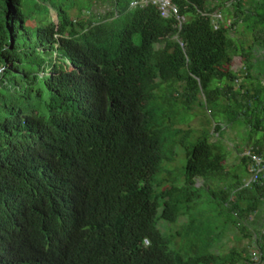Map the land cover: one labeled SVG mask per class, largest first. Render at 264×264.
I'll use <instances>...</instances> for the list:
<instances>
[{"label": "trees", "instance_id": "16d2710c", "mask_svg": "<svg viewBox=\"0 0 264 264\" xmlns=\"http://www.w3.org/2000/svg\"><path fill=\"white\" fill-rule=\"evenodd\" d=\"M132 1L83 0L78 20L53 3L58 21L33 29L20 0H0V264H264V172L246 187L221 134L244 118L264 154V86H236L232 69L246 3L172 0L179 26ZM253 2L264 28V0ZM196 106L211 119L183 127ZM168 136L185 147L184 174H161ZM225 214V228L255 231L259 261L214 250ZM181 216L163 234L159 220Z\"/></svg>", "mask_w": 264, "mask_h": 264}, {"label": "rangeland", "instance_id": "374dc122", "mask_svg": "<svg viewBox=\"0 0 264 264\" xmlns=\"http://www.w3.org/2000/svg\"><path fill=\"white\" fill-rule=\"evenodd\" d=\"M52 0H20L19 8L21 11L25 14L26 17V24L33 29H36L38 24L41 22H47L48 20H53L54 22L58 21V12L54 9V7L51 5L53 3H56L58 6H62L65 9L69 11V14L75 19L78 20V18L81 17H87L82 15L81 9L83 5V0H54V2H51ZM225 3V1L228 0H214L215 5L221 4L220 2ZM251 0H244V3H246L247 7L243 8V10L246 12L240 11V17H243L244 14L249 15L248 18L244 19V22L241 23V28L238 30L241 33H237V39L236 42L239 40V38L244 37L242 33L245 32L247 33V40L251 41L253 37L251 34H256L258 35V32L263 30V26L259 25L255 26L257 17L255 16L256 10L255 3L253 2V5L250 3ZM85 3L84 5H86ZM99 5H94L92 3H89V6L92 7V9L97 13L99 11H104L105 6L101 5V2H97ZM220 6V5H219ZM220 8V7H218ZM250 8V9H248ZM218 12V11H217ZM235 12L236 8L231 7V18L233 19L232 21L235 20ZM248 12V13H247ZM253 14V15H251ZM245 16V15H244ZM262 24V23H260ZM255 26V27H254ZM254 27V28H253ZM254 30V31H253ZM234 30L231 31V35H233ZM139 35L135 36V41L139 42ZM246 40V42H247ZM255 41V39H254ZM239 44V42H238ZM247 44H250V42H247ZM54 60L58 62V64L66 69H70L69 64L67 61L64 59V57L58 53L54 54ZM244 72L245 69H241L239 73H237L238 76H242L239 80L238 85H241L242 79L244 77ZM193 114L187 113L188 118H191L189 123L182 124L183 127H188V126H193L195 128H199L202 123H206V118L209 117L211 119L209 112L206 111L204 107L196 106L193 110ZM213 121V120H212ZM245 119L243 118L241 122H236L234 125L228 124L225 126L224 129L221 130L222 134V140L226 144V147L228 149V156L226 160V165L228 166L231 171H238L239 174L242 177H246L249 175V173L246 172L244 167H238V170L236 169L237 166H240L241 163V155L240 153L245 150L251 149V145L247 146V143H244L246 145L243 146V141L245 142V139L250 141V136L251 134H255L251 130L245 131ZM179 125V127H182ZM208 127L210 126L207 125ZM213 127V126H212ZM259 133V132H258ZM193 136L191 138V141H194ZM256 139L258 138L257 136L255 137ZM212 140H217L218 136L216 134H213L211 137ZM163 149H164V155L166 156L164 162H163V167L161 170V174H165L167 170H171L177 173H173L176 176L177 174L181 173L184 174V167L187 163V156H186V151L185 147L181 144L179 141V138L176 136H168L163 140ZM202 179L198 180V185L202 183ZM210 204V203H207ZM224 217H220L216 225L219 226V228L223 229V233L221 237L219 238L218 242L215 243L214 245V250L218 252H222V254L229 252L231 249H236L239 252H242L244 249L247 248V250L251 251L253 247L256 245L254 244V233L255 231L252 230L251 228V235H244L242 232H240L234 225L229 224L226 228L224 226V220L225 217L227 218V214L223 215ZM184 220V217L179 218V222L177 223H169L164 220H159L158 226L163 232V234L168 235L171 230L176 229L177 227L180 226V222ZM259 225V224H258ZM256 224V227L258 226ZM247 234H250V231L247 232ZM247 250L243 251V254H248Z\"/></svg>", "mask_w": 264, "mask_h": 264}, {"label": "crops", "instance_id": "0c3cea01", "mask_svg": "<svg viewBox=\"0 0 264 264\" xmlns=\"http://www.w3.org/2000/svg\"><path fill=\"white\" fill-rule=\"evenodd\" d=\"M236 16V15H235ZM238 23L235 24L234 27V33L232 36L237 39V33H241L238 30L241 28V23L244 22L245 18H248V16L238 17ZM228 22H233L231 16L227 18ZM263 22V21H262ZM254 28V27H253ZM254 31V30H253ZM244 37L239 38V40L236 42V39H234V46H233V63H232V69L234 72L239 73L243 67L247 68V73L242 79L241 85L236 84V86H244V88H248L250 92L253 93H262V89L264 86V29L258 32V35L251 34L253 39L251 41L247 40V33H242ZM255 39V41H254ZM247 42H250V44L246 45ZM239 42V44H238ZM264 94V93H263ZM258 95V94H257ZM260 99L262 95L258 96ZM264 99V95H263ZM261 100V99H260ZM242 121V120H241ZM239 121V122H241ZM245 131L251 130L252 132L256 133L251 134L250 141L245 139V142L243 141V146L246 145L244 143H247V146L251 145L262 138L261 134L257 132V130H254L251 128L250 125H245ZM225 126L223 127V129ZM218 136L219 134L216 133ZM258 137L257 139L255 137ZM247 150L242 151L240 153L241 156L245 155ZM226 163V162H225ZM248 178V177H247Z\"/></svg>", "mask_w": 264, "mask_h": 264}, {"label": "built area", "instance_id": "2783aa9c", "mask_svg": "<svg viewBox=\"0 0 264 264\" xmlns=\"http://www.w3.org/2000/svg\"><path fill=\"white\" fill-rule=\"evenodd\" d=\"M148 3L156 4L161 11L162 16L169 17L172 14H176L178 20H179V26L182 24V22L185 20V16L179 14L178 7L176 4L172 2V0H133L131 2L132 6L137 5H145ZM214 17V25L216 28H218V20L222 18V15L220 13L215 12L213 14ZM245 69L244 76L247 73V68L243 67ZM242 76L240 75L239 78L236 79V83L239 82L240 78ZM245 155H247L250 158L249 163V176L245 180V186H249L250 184L257 182L261 176V173L264 172V154H259L255 152L254 150L249 149L246 151ZM252 257L259 261L261 259V254L258 249H253L251 251Z\"/></svg>", "mask_w": 264, "mask_h": 264}]
</instances>
